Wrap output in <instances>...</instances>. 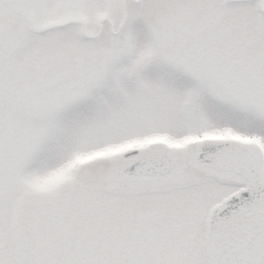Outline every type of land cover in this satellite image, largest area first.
I'll use <instances>...</instances> for the list:
<instances>
[{
    "label": "snow or ice",
    "instance_id": "6c2138e0",
    "mask_svg": "<svg viewBox=\"0 0 264 264\" xmlns=\"http://www.w3.org/2000/svg\"><path fill=\"white\" fill-rule=\"evenodd\" d=\"M0 264H264V0H0Z\"/></svg>",
    "mask_w": 264,
    "mask_h": 264
}]
</instances>
